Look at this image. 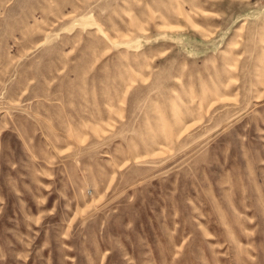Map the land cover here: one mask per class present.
I'll list each match as a JSON object with an SVG mask.
<instances>
[{"label":"rangeland","instance_id":"rangeland-1","mask_svg":"<svg viewBox=\"0 0 264 264\" xmlns=\"http://www.w3.org/2000/svg\"><path fill=\"white\" fill-rule=\"evenodd\" d=\"M0 264H264V0H0Z\"/></svg>","mask_w":264,"mask_h":264}]
</instances>
